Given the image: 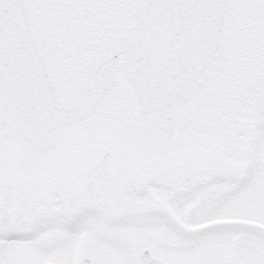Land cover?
Returning a JSON list of instances; mask_svg holds the SVG:
<instances>
[{
    "label": "snow or ice",
    "instance_id": "obj_1",
    "mask_svg": "<svg viewBox=\"0 0 264 264\" xmlns=\"http://www.w3.org/2000/svg\"><path fill=\"white\" fill-rule=\"evenodd\" d=\"M0 264H264V0H0Z\"/></svg>",
    "mask_w": 264,
    "mask_h": 264
}]
</instances>
